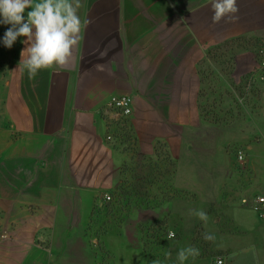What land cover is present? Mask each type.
<instances>
[{
    "label": "crops",
    "instance_id": "crops-1",
    "mask_svg": "<svg viewBox=\"0 0 264 264\" xmlns=\"http://www.w3.org/2000/svg\"><path fill=\"white\" fill-rule=\"evenodd\" d=\"M237 6L238 19L214 24L210 0H81L78 14L91 23L67 67L41 70L34 80L18 70L26 37L9 49L10 25L0 24V264H145L142 229L160 215L147 220L145 208H133L116 228L100 213L134 154L123 128H131L140 156L155 158L165 147L179 168L175 183L186 159L205 150L202 162L224 166V180L264 191V0ZM227 44L234 45L232 83L245 88L232 90L240 111L229 124H205L199 66ZM115 96L133 99L131 118L108 109ZM230 133L248 146L239 173L225 155ZM189 173L191 182L200 180ZM205 181L211 188L215 175ZM257 196L233 199L231 221H201L203 233L185 239L200 254L184 264H264ZM104 223L113 228L96 237Z\"/></svg>",
    "mask_w": 264,
    "mask_h": 264
},
{
    "label": "rangeland",
    "instance_id": "rangeland-1",
    "mask_svg": "<svg viewBox=\"0 0 264 264\" xmlns=\"http://www.w3.org/2000/svg\"><path fill=\"white\" fill-rule=\"evenodd\" d=\"M208 56V61L205 60L199 66V72L203 81L198 97L199 110L203 115L205 124H229L231 117L236 116L240 111L239 103L235 99L232 90L239 91L241 94L245 92L244 87L241 90L235 87L230 77L233 72V62L235 59L234 45L227 44L218 51H211ZM235 140L234 133L227 135L225 155L231 158V160H234L231 166L233 172L239 173L245 165H239L236 159V152L242 151L247 157L248 146L245 147L244 145L238 144ZM204 151H202L203 155L186 159L185 166L184 168L182 167L185 172L182 180L179 179L177 183L173 181L172 184L173 189L185 192L187 196L185 198H174L171 201H169V198L173 195L170 189L171 183H167V178H162V173L156 174L151 180V182H158L159 184L153 189L149 188L150 190L152 189L150 193L146 190L145 185H149L147 181L148 176H151V172H155L159 168L152 164L150 165L144 159L135 158L131 160L134 158V154L133 151H130L133 155L129 157L128 163L124 168L125 176H122V179L124 178L125 180V192L130 193V195L124 196L121 199V204L123 207L128 208V212L137 207L145 208L146 213L142 214V216L146 217L147 220L160 215V218L157 219L156 217V223L148 222L145 226V229H152V225H154L158 230L157 234L159 236L158 241H149L145 245L148 252L145 264H153L156 260H159L160 264H173L176 260L173 254L178 253L181 248L189 247L185 239L191 236L196 237L203 233L201 220L191 214L193 210L205 211L209 217L208 221H216L217 219L231 221L232 216L227 211V207H230L234 200L240 201V199L247 195L255 196L264 194V191L261 193L249 192L251 190L248 188L250 183L246 180H243V182L224 180L225 167L204 164L202 162V160L205 161L206 157L204 156ZM261 163L262 170L259 173V183L261 184L259 185L264 187V158L261 160ZM190 170L200 180L194 183L193 181L191 182ZM212 175H215V182L211 183L210 188L205 180L208 176L210 177ZM242 183L247 186H241ZM228 184H230L229 188L227 187ZM142 187L145 190L141 189ZM159 188L166 195L165 198L157 193V189ZM111 198L113 200V196ZM149 210H152V212H149ZM153 210H156V213ZM247 214L249 217H253L251 213ZM198 223L199 228L194 233L193 227ZM170 230L175 232V237L172 240L167 238ZM194 247L199 248V245L194 244ZM99 264H112V260Z\"/></svg>",
    "mask_w": 264,
    "mask_h": 264
},
{
    "label": "clouds",
    "instance_id": "clouds-1",
    "mask_svg": "<svg viewBox=\"0 0 264 264\" xmlns=\"http://www.w3.org/2000/svg\"><path fill=\"white\" fill-rule=\"evenodd\" d=\"M210 5L214 24L225 18L238 19L237 0H210ZM80 8L81 0H0V24L10 25L3 37L5 47L11 49L18 37H26L21 41L25 47L20 52L19 71H26L34 80L41 70L67 67L82 31L91 23L89 19L81 20ZM191 214L205 223L209 219L203 210H193ZM174 237L175 232L170 230L167 238ZM204 239L213 241L215 237L205 234ZM199 254V249L189 246L178 251L177 259L184 264ZM216 264H224L223 259L217 258Z\"/></svg>",
    "mask_w": 264,
    "mask_h": 264
},
{
    "label": "trees",
    "instance_id": "trees-1",
    "mask_svg": "<svg viewBox=\"0 0 264 264\" xmlns=\"http://www.w3.org/2000/svg\"><path fill=\"white\" fill-rule=\"evenodd\" d=\"M201 117L203 118V115L201 113ZM204 119V118H203ZM124 131L127 130L126 135L124 137L127 138V149L126 150H130L133 151L134 153V158L133 159H144V161H146L147 163H150V165L152 164L155 167H158L159 169H157L155 172H151V176H148L147 181L149 182V185H145L146 186V190L149 191V193L152 191L153 188H155L156 185H158V182H151V180L156 176V174L162 173V178H167V183H171L170 184V189L173 192L172 197L169 198V201L173 200L174 198H185L187 196V194L185 192L179 191L178 189H173V181H174V176L177 172V165L176 163L173 162V160L169 157V154L167 152V150L165 149V147L161 146L159 148H157L156 150V154H155V158H145L143 156H140V154L137 153V151L134 148V140L132 139V130L131 128H123ZM133 140V141H132ZM127 163H125V165L123 166V170H122V176H125V167H126ZM162 165V166H161ZM164 167V169H163ZM161 169V170H160ZM154 171V169H153ZM124 178L121 180V182L119 183V185L117 186L115 192L113 193V200L106 202L104 205V208L100 211L104 212V216L106 217H111L113 219V227L116 228H120V225L122 223V218L124 214L129 213L128 212V208L123 207L122 206V200L124 198V196H128L130 195V193L125 192L126 189H124L125 187V182H124ZM144 183V182H143ZM145 184V183H144ZM149 188H152L151 190ZM141 189H144V187H142ZM157 193H159L160 196H162L163 198L166 197L165 194L162 193V190L159 188L157 189ZM148 194V193H147ZM130 208V207H129ZM100 216V214L98 215V217ZM105 217V218H106ZM112 226L110 227L109 224L104 223L102 224L96 233V237H100L104 236L106 234V232L108 230H111V228H113ZM157 228H155L154 225H152V229L148 228V229H142V234H143V251L147 257L148 252L146 249V244L149 241H158V234H157ZM145 235H147L145 237ZM153 239V240H152ZM146 240V241H145Z\"/></svg>",
    "mask_w": 264,
    "mask_h": 264
},
{
    "label": "built area",
    "instance_id": "built-area-1",
    "mask_svg": "<svg viewBox=\"0 0 264 264\" xmlns=\"http://www.w3.org/2000/svg\"><path fill=\"white\" fill-rule=\"evenodd\" d=\"M262 67L264 69V51ZM108 109L115 114V117L119 120H126L131 118L133 114V99L130 96H115L108 104ZM109 141L112 140V136H108ZM236 159L239 163L244 164L246 161V155L242 151L236 152ZM107 202L111 201V196H105ZM243 204H247V201H243ZM255 211L260 220L264 221V194L258 195L255 198ZM224 262V261H223Z\"/></svg>",
    "mask_w": 264,
    "mask_h": 264
}]
</instances>
